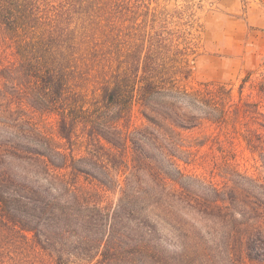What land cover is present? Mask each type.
Here are the masks:
<instances>
[{"label":"trees","instance_id":"16d2710c","mask_svg":"<svg viewBox=\"0 0 264 264\" xmlns=\"http://www.w3.org/2000/svg\"><path fill=\"white\" fill-rule=\"evenodd\" d=\"M158 2L0 0V264L264 262V113L179 85L197 52ZM206 146L211 179L180 168Z\"/></svg>","mask_w":264,"mask_h":264},{"label":"rangeland","instance_id":"374dc122","mask_svg":"<svg viewBox=\"0 0 264 264\" xmlns=\"http://www.w3.org/2000/svg\"><path fill=\"white\" fill-rule=\"evenodd\" d=\"M160 8L168 12L184 14L179 21L180 31L185 32L194 45L197 57L186 79L179 85L187 90H196L203 85H223L232 89L238 101L242 90V100L249 101L264 113V2L260 0H159ZM187 22L189 26H182ZM142 125L137 114L132 120L133 128ZM206 133V132H204ZM204 133L184 132L182 137L187 143L201 138ZM209 134V131H208ZM264 136V132L262 131ZM221 139L236 154V164L241 172L249 175H261L263 168L258 155L246 148L242 137L228 132ZM231 142V143H230ZM203 160L190 166L180 163V168L189 174L211 179L208 164L212 156H218L216 149L208 146L202 149ZM132 152L129 149L127 160ZM206 164L202 165L205 162ZM221 183L218 176L213 178ZM264 264V262L257 263Z\"/></svg>","mask_w":264,"mask_h":264}]
</instances>
